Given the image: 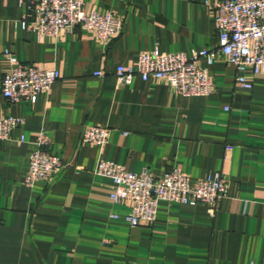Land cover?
Wrapping results in <instances>:
<instances>
[{
  "label": "crops",
  "instance_id": "1",
  "mask_svg": "<svg viewBox=\"0 0 264 264\" xmlns=\"http://www.w3.org/2000/svg\"><path fill=\"white\" fill-rule=\"evenodd\" d=\"M214 1L84 0L124 18L105 46L80 26L40 36L26 0H0V87L6 52L61 71L35 103L0 97V114L24 120L0 140V264H264V74L248 68L253 87L238 86L236 66L218 58L208 65L215 91L194 96L140 75L120 85L115 75L143 50L217 44ZM91 124L112 128L104 146L82 141ZM41 130L65 166L31 186ZM100 159L158 177L173 166L193 178L219 172L228 192L213 209L161 200L154 223L132 226L130 206L111 199L113 180L95 172Z\"/></svg>",
  "mask_w": 264,
  "mask_h": 264
},
{
  "label": "built area",
  "instance_id": "2",
  "mask_svg": "<svg viewBox=\"0 0 264 264\" xmlns=\"http://www.w3.org/2000/svg\"><path fill=\"white\" fill-rule=\"evenodd\" d=\"M26 6L28 28L40 36L57 37L80 26L108 46L123 30L124 18L120 14L112 10H87L84 0H26ZM212 8L217 44L192 54L165 52L158 47L143 50L135 62L117 66L118 84L128 85L140 75L144 80L168 84L177 94L210 95L215 91V83L208 65L225 58L237 68L236 84L252 88L253 81L245 71L250 68L255 74H264V0H215ZM6 56L10 66L2 79L0 97L12 102L35 103L38 95L48 91L61 76L56 67L24 62L11 52H6ZM102 74L103 71L96 72ZM23 121L18 116L0 114V140L8 139ZM111 132L109 126L91 124L86 127L82 141L104 146ZM35 144L25 176V182L31 186L39 180L50 181L65 166L63 159L50 150L51 141L45 130L40 131ZM95 172L113 180L111 199L116 204L130 206L126 219L132 226L154 223L161 200L192 205L206 203L213 209L228 192V182L219 172L193 178L173 166L158 177L149 170L132 171L109 159H100Z\"/></svg>",
  "mask_w": 264,
  "mask_h": 264
}]
</instances>
